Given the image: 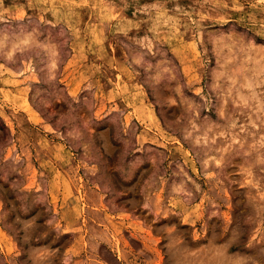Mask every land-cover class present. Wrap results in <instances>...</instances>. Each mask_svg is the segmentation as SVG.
Returning <instances> with one entry per match:
<instances>
[{
  "label": "rangeland",
  "instance_id": "obj_1",
  "mask_svg": "<svg viewBox=\"0 0 264 264\" xmlns=\"http://www.w3.org/2000/svg\"><path fill=\"white\" fill-rule=\"evenodd\" d=\"M0 264H264V0H0Z\"/></svg>",
  "mask_w": 264,
  "mask_h": 264
}]
</instances>
